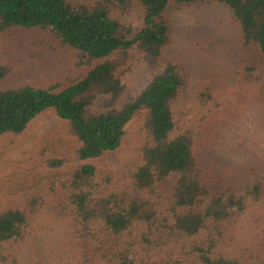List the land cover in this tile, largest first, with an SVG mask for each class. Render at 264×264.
<instances>
[{
  "label": "trees",
  "instance_id": "1",
  "mask_svg": "<svg viewBox=\"0 0 264 264\" xmlns=\"http://www.w3.org/2000/svg\"><path fill=\"white\" fill-rule=\"evenodd\" d=\"M200 1L0 0V36L44 30L89 67L62 83L0 88V137L13 143L52 110L77 143L46 160L64 174L0 210V264H184L186 242L195 264H264V150L248 168L255 178L220 172L208 150L220 101L209 85L185 101L189 74L163 54L172 16ZM215 1L262 63L239 84L264 108V0ZM135 14L137 25L126 21ZM13 72L0 62V83ZM134 124L141 165L109 191L96 161Z\"/></svg>",
  "mask_w": 264,
  "mask_h": 264
},
{
  "label": "rangeland",
  "instance_id": "2",
  "mask_svg": "<svg viewBox=\"0 0 264 264\" xmlns=\"http://www.w3.org/2000/svg\"><path fill=\"white\" fill-rule=\"evenodd\" d=\"M126 21L137 25L138 14ZM171 25L170 42L163 54L189 74L184 100L195 101L197 93L209 85L221 104L218 110L221 116L208 142L209 158L212 155L220 172L228 167L244 171L248 179L255 178L261 172L253 174L248 168L264 150V108L239 83L247 76L250 81L260 77L262 63L242 43L230 10L215 0H202L182 8L172 16ZM0 62L14 69L1 81L0 88L62 83L89 69L80 64L77 52L56 48L53 35L40 29L13 28L1 35ZM127 131L115 151L96 161L111 179L109 191L126 185L130 174L141 165L137 125L129 126ZM76 147L67 123L52 110L36 117L28 131L13 143L0 137V210L26 193L45 190L57 174H64L50 170L46 160L66 157ZM240 176L242 172L236 177ZM187 246L188 242L181 247L183 252L177 255L178 261L195 264L190 256L184 255ZM230 247L238 249L239 241ZM42 254L37 256L42 259Z\"/></svg>",
  "mask_w": 264,
  "mask_h": 264
}]
</instances>
